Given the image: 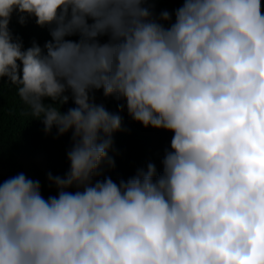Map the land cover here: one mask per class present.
Returning a JSON list of instances; mask_svg holds the SVG:
<instances>
[{"label": "clouds", "instance_id": "1", "mask_svg": "<svg viewBox=\"0 0 264 264\" xmlns=\"http://www.w3.org/2000/svg\"><path fill=\"white\" fill-rule=\"evenodd\" d=\"M154 3L0 0V82L72 139L69 171L48 173L57 195L24 173L0 180V264H264L262 0H183L174 20ZM14 12L51 40L25 49ZM101 89L174 133L161 173L94 179L122 130L90 95Z\"/></svg>", "mask_w": 264, "mask_h": 264}, {"label": "trees", "instance_id": "2", "mask_svg": "<svg viewBox=\"0 0 264 264\" xmlns=\"http://www.w3.org/2000/svg\"><path fill=\"white\" fill-rule=\"evenodd\" d=\"M182 2L183 0H155L149 6L157 16L161 11L168 10L173 13L174 20V11L182 6ZM19 16L18 12H14L9 24L14 38L21 40L25 49L31 47L33 42L43 48L51 40L50 26H39L35 17H28L27 22L21 24ZM69 39L78 40L79 36ZM101 40L106 41L107 37H102ZM90 95L95 103L103 104L109 112L122 117V130L113 134V146L108 153L114 160L115 167L109 166L105 161L99 175L94 179L111 177L118 183L120 179L126 180L134 176L138 169H146L148 163L155 164L157 172L161 173L165 150L170 149L174 133L150 126L144 127L128 115L126 108L124 111L120 110L123 101L115 97H105L102 89L93 90ZM19 101L25 111L30 113L28 106L17 94V87L5 77L0 82V180L24 173L29 178L40 181L42 195L47 199L58 194L55 185L50 184L47 178L48 173L64 176L70 169L67 152L72 147L71 132L60 136L56 128H53L50 134L46 133L43 126L39 127L37 122L25 114ZM45 103L52 101L45 99ZM74 106L70 100L63 105L62 110L67 111Z\"/></svg>", "mask_w": 264, "mask_h": 264}]
</instances>
